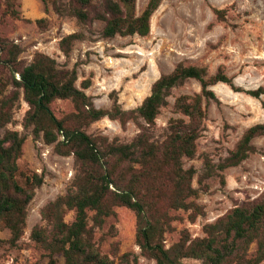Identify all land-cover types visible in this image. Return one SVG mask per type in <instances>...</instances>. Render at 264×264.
Wrapping results in <instances>:
<instances>
[{
	"label": "trees",
	"instance_id": "obj_1",
	"mask_svg": "<svg viewBox=\"0 0 264 264\" xmlns=\"http://www.w3.org/2000/svg\"><path fill=\"white\" fill-rule=\"evenodd\" d=\"M51 1L61 17H74L83 25L102 21L100 33L105 38L118 34L148 35L151 17L162 2L149 0L138 15L136 0ZM214 10L219 17L223 16V9ZM10 13L20 17L15 9ZM35 22L47 25L46 18ZM86 38V33L78 30L63 36L59 45L68 57L74 43ZM20 52V46L9 45L0 38V129H4L0 136V230L9 228L11 232L7 239L0 237V247L5 244L10 248L22 247L20 240L27 226L29 205L44 182L43 174L19 164L26 134L6 128L14 119L23 93L29 104L23 119L25 129L32 127L34 136L54 144L58 153L73 154L77 166L68 191L42 208L41 216L46 224H37L31 230L30 238L45 250L49 264H60L59 254L63 255L64 264H138L137 256L132 258L128 252H115L111 257L96 239L97 230L116 214L117 206L135 212L136 242L141 254L154 259L155 264H264V193L236 204L215 222L207 223L202 237H192L184 229L180 239L167 247L165 235L173 228L172 209L192 210L193 219L204 213L193 199L199 194V188L193 185L197 170L193 166L185 167L184 158L196 155L209 102H220L212 86L223 82L235 91L257 98L264 94L263 86L243 89L223 68L209 74L204 66L179 62L153 83L151 93L141 105L124 108L113 91L112 106L104 108L97 107L92 96L85 92L92 84L91 76L82 81L81 87L76 85L79 63L71 69L60 67L55 58L43 52H36L31 62L24 63L18 59ZM5 69L9 72L7 78L3 75ZM190 79L200 82L201 91L175 98V111L184 116L171 117L166 138L156 141L150 127L156 124L161 108L169 104L173 89ZM9 86L12 89L7 92ZM58 98L72 100L75 111L58 117L52 108ZM104 117L119 120L124 128L129 121H135L141 131L129 142L109 140L86 131L91 123ZM260 135H264V122L249 127L219 163L206 159L203 177L241 164L258 150L253 140ZM70 211H74L71 222L66 220ZM110 232L115 234V227ZM254 243L256 249L252 252Z\"/></svg>",
	"mask_w": 264,
	"mask_h": 264
},
{
	"label": "rangeland",
	"instance_id": "obj_2",
	"mask_svg": "<svg viewBox=\"0 0 264 264\" xmlns=\"http://www.w3.org/2000/svg\"><path fill=\"white\" fill-rule=\"evenodd\" d=\"M29 1L0 0V38L9 45L20 46L18 59L24 63L31 62L36 52L55 58L60 67L71 69L79 63L76 85L81 87L85 78L92 77V84L85 92L92 96L97 107L110 108L113 91L117 92L122 107L141 105L151 93L153 83L162 74L171 72L179 62L204 66L209 74L223 68L243 89L264 87V0H162L151 17L148 35L118 34L112 38L101 35L102 21L83 25L74 17H61L53 9L51 0L46 4L38 0L39 7L31 13ZM148 1L136 0L138 15ZM216 8L224 10L222 17L215 12ZM11 9L18 11L20 17L13 16ZM38 18H46L47 25L37 24ZM78 30H83L87 38L76 41L67 57L59 41ZM5 71L3 75L7 78L9 72ZM212 88L220 102H209L196 155L184 158L185 167L193 166L197 170L193 185L199 188V194L193 199L204 213L193 219L192 210L172 209L173 228L165 234L167 247L180 239L184 229L192 237L204 236L207 223L215 222L236 204L256 199L264 193V135L254 138L253 144L258 150L241 164L218 169L214 175L203 177L206 159L219 163L236 147L249 127L264 122V94L257 98L244 91H235L223 82ZM11 89L9 86L7 92ZM200 91L201 84L195 79L173 89L169 104L161 108L156 124L150 127L153 139L163 141L168 134L169 119L184 116L175 111V98ZM52 108L58 117L75 111L70 99L58 98ZM28 109L29 104L22 93L14 119L6 128L26 134L19 164L26 170L43 174L44 182L36 189L29 205L27 226L20 240L22 247L10 248L8 244L0 247V264H49L45 250L30 238L31 230L37 224H46L41 216L42 208L68 191L77 171L73 154L58 153L54 144L46 143L42 137L36 138L32 127L25 129L23 119ZM141 122L146 124L143 119ZM86 131L109 140L117 138L120 142H129L141 128L132 120L124 128L119 120L104 117L91 123ZM3 133L4 129H0V136ZM115 210L116 214L107 218L103 228L96 232L102 250L111 257L115 252H128L132 258L137 256L138 264H155L154 259L141 254L136 242L135 212L126 206H117ZM89 213L92 215L93 211ZM73 219L74 211H70L66 220L71 222ZM112 227L116 229L115 234L110 232ZM10 236L9 228L0 230L1 238ZM255 249L256 243L251 251ZM58 258L59 263L64 264L63 255L59 254Z\"/></svg>",
	"mask_w": 264,
	"mask_h": 264
},
{
	"label": "crops",
	"instance_id": "obj_3",
	"mask_svg": "<svg viewBox=\"0 0 264 264\" xmlns=\"http://www.w3.org/2000/svg\"><path fill=\"white\" fill-rule=\"evenodd\" d=\"M29 10H31V13H35L37 10V7H39V1L38 0H30L28 3Z\"/></svg>",
	"mask_w": 264,
	"mask_h": 264
}]
</instances>
